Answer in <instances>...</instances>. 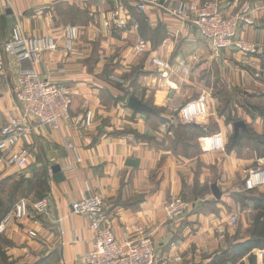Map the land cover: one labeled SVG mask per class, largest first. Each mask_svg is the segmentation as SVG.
I'll return each mask as SVG.
<instances>
[{"label":"crops","instance_id":"crops-1","mask_svg":"<svg viewBox=\"0 0 264 264\" xmlns=\"http://www.w3.org/2000/svg\"><path fill=\"white\" fill-rule=\"evenodd\" d=\"M228 1L226 4L223 1V5L232 13L243 0ZM126 3L128 14L124 21L123 16L120 18L128 22V28H121L119 22L114 21L112 4L100 5L99 0H0V56L6 64V72L0 75V119L17 114L13 96L15 77L32 73L34 68L44 79L72 87L76 95L74 122L66 123L61 132L45 127L22 140L23 146L34 154V161L41 163L18 182L34 178L35 173L44 168L42 165L49 163L46 164L49 190L43 198L49 201L50 214L33 216L24 224L7 227L6 238L15 243L17 248L11 252L17 255L31 253L58 264H79L80 257L92 248L93 231L87 218L73 213L72 205L92 194L106 198L107 219L119 240L130 235L134 225L139 223L153 234L159 257L164 262L171 257L173 264H189L194 253L215 238L213 230L224 234L223 228L214 226L217 220H227L223 213L219 217L211 213L198 217L190 212L168 222L163 207L174 198L186 197L193 186L203 188L212 184L208 182L210 178L226 193L230 185L236 183L227 179L233 176L231 167L251 165L232 151L208 148L200 137L197 151L190 146L185 150L174 145L176 121L172 118L177 111L173 110L214 91L206 105L208 116L195 124L209 131L211 123H218V131L228 142L231 131L226 112L222 109L219 115L217 112L223 99L220 95L231 90L229 94L240 92L248 98L250 88H261V79H256V73L251 74L249 68L262 67L264 55L252 57L226 52L222 58H216L190 24L181 23L158 8L144 15L129 1ZM254 16L256 25L246 28L244 36L264 45V6ZM107 20L110 27L104 28ZM17 23L27 37L62 38L67 28L77 27L81 31L80 46L85 56L47 53L36 66L29 61L19 62L25 45L11 41L12 29ZM133 24L138 25L139 30L132 31ZM144 28L148 30L145 36ZM138 47L143 49V54L136 52ZM197 58L200 66L195 68ZM153 59L163 61L169 68L155 66ZM201 72L206 74L198 76ZM218 87L221 90L215 92ZM132 96L140 97L146 105L154 99L151 104L165 109L160 118L166 120L160 123L156 116L137 113L128 105ZM86 101L94 114L93 124L75 126V120L78 117L82 120L88 108L84 106ZM206 129L204 132H208ZM64 136H69L79 148L82 160L70 171L64 168L73 163L74 154L66 147ZM210 137L205 139L210 141ZM57 165L61 171L53 173L51 167ZM86 181L90 192H85ZM214 202L220 201L215 198ZM205 220L207 227L202 229L199 225ZM30 230L38 231L35 240L29 238ZM204 232H209L207 242L203 240ZM225 239L226 233L220 243ZM212 243L213 247L220 245L216 239Z\"/></svg>","mask_w":264,"mask_h":264},{"label":"rangeland","instance_id":"rangeland-1","mask_svg":"<svg viewBox=\"0 0 264 264\" xmlns=\"http://www.w3.org/2000/svg\"><path fill=\"white\" fill-rule=\"evenodd\" d=\"M99 1H100V5L104 4L107 6V5L112 4V7L114 8V14L116 15V20H114L115 23L119 22V25L122 26L121 28H128L127 27L128 22H122V21H124V17L128 14L127 11L129 10V8H127L128 3H126V1L127 2L129 1V4L134 5L133 7H135V9H136L137 3L135 0H99ZM196 1H198V3H200V4H203L204 2L211 1V0H196ZM213 1L220 2L221 7H219V11H220V14L222 15V17L224 19H231V18L234 19L233 17H235V15L237 13L238 14L242 13L243 9L245 7H248V11L244 15L246 16L247 19H249L251 21V23H248V22L242 21V20L238 21V23H237V35H236L234 41H242V42L251 43L254 46H256L257 48L261 47L263 49L262 52L243 51V50L239 49L238 47H236L235 45H231V46L226 47V48L217 49L215 47L213 41H211L208 37H206L202 33V30L198 26L191 23L190 25L192 27H194V29L198 32L200 37L202 39H204L205 42L208 44V46L210 47V49L212 51L213 56H215L216 58H222L223 53H226V52H231V53L235 52V53L243 54L245 56H252V57L263 56L264 55V45H261L259 43H256V42H253V41L247 39L244 36V30L248 27H254L256 25V20H255L254 15L257 11H259L260 7L264 6V0H243L237 6L236 11H234L232 13H228L225 9V6L223 5V1H225L224 3L226 4L227 2H229L228 0H223V1L222 0H212V2ZM256 2H258V3H256ZM92 6L93 5L91 4V2H89V8H92ZM167 6L169 7L170 4ZM153 8H158V9L165 11L163 8L150 7L148 13H150ZM164 13L173 17L174 19H176L177 21H179L181 23L189 24V23L183 22L182 19L173 15L169 11H165ZM144 15H146V14H144ZM121 16H123L122 21L120 18ZM60 21L62 22V20H60ZM108 23H109V25H108ZM107 27L108 28L110 27V22L108 20L106 21V23L104 25V28H107ZM75 28L77 29L78 38L74 41L73 49H76L78 52H80L81 55H79V56L78 55H71V54L64 53L62 51L53 52L54 54H61V55H65L68 57H84L85 56V51H83L84 49L80 46L81 31L77 27H75ZM67 29L65 30V33L62 36V38H59L57 36H54V37H56L60 42H63ZM131 30L137 31L139 29L136 28L135 25L133 24ZM43 36H47V35H42V36H38V37H34V38H39V37H43ZM51 36H53V35H51ZM141 46H143V45H141ZM0 49H1V47H0ZM25 51H24V53H25ZM136 52L138 54L144 53V51H143V49H141V47H138ZM47 53H50V52L49 51L45 52L42 55L47 54ZM21 56L19 57V59L21 58ZM154 60L155 59H153L152 62L155 66H157L154 63ZM156 60H159V59H156ZM198 61H199L198 58L194 61L195 62L194 65H196L195 68L196 67L198 68L200 66V64L197 63ZM19 62H24V61L19 60ZM140 63H142V62H140ZM32 65H33V63H32ZM166 65H167V67H164L163 69L169 68V65L168 64H166ZM33 66H36V64ZM249 70H250L251 74L256 73V76H255L256 79H258V80L261 79V81H260V83L262 82L261 88H258V89L250 88L251 89L250 94L247 95L248 98H245V96L242 95L240 92L239 93L233 92V94H229V92L231 90H227V91H225L226 94L223 93L220 95V99L222 96H223V99H222V104H220L219 108L217 109L218 115H219V112L221 111V109L223 111L225 103L228 104V110L225 113L226 122L230 125L229 129L231 131V134H229L227 136L228 142L226 141L225 135L223 133H221V131H218V130H220V128L218 129V126H219L218 123H217L218 126L213 125V123H211V127H209L210 128L209 131H208V129L205 128V126H203L204 129H206L208 132H204V135L201 137L199 136V134H197V132L195 130L183 129L180 127V124L196 123L199 119H202L204 116H208L206 105L208 103V100L210 99L209 95L211 94L210 96L212 97L214 91H213V93L212 92L209 94L207 93L206 96H204L205 97V99H204L205 113L200 115V116L198 115V116L194 117L192 122H189L185 119V115H184L185 112H183V110L188 105L202 99L201 97H203V96H201L198 99H195L193 101H190L189 103L185 104L183 107H181L179 109L173 110V111H177L173 115V118H172L173 121H176V126L173 129L174 139H172L174 145L177 143L176 142L177 136L181 135L180 141L182 142V146L185 148V150H188L186 148V146L188 145L190 147H193L195 149V151H197V141L200 137V138H203L205 140L204 142L207 144L208 148H212L215 151H227L229 153L233 152L236 154L237 157L241 158L242 160L248 161L249 165H251V167H247V166L231 167L232 169H234L233 176H231L230 178H227V176H225V178L232 180L236 183H234V186L232 183L230 185V188L227 190L226 193H224V192L222 193V191L220 190L222 193V197L219 200L220 202H218V203L214 202L215 197H214L213 193H211V189H210V186H213L214 184H217V183L212 182V180H211L212 178H210L208 180V182H210L212 184H206V186H203V188H201V187L198 188V192H201L204 189L203 192L205 194H208L207 196L206 195L198 196L199 201L195 197L197 188L195 186H193V188L190 191L191 194L187 191V196H186L187 198L180 196L178 198H174V199L170 200L168 203H166L164 205L163 212H164L165 218L168 222H174L178 219H181V218L185 217L190 212H195L198 215V217L200 215L208 216L210 213L215 214L219 217L220 214L223 213V214H225V218H227V220H225V221L217 220L220 223H218L216 221V224H214V226H216L218 229L220 227L224 229V230H222V231H224V234L226 233V239L224 240V242L220 243V239L223 238V236H224L223 232L213 230L215 233V238L212 237L211 240L205 246H202L199 249L200 250L199 252H195L194 257L192 258V261L191 262L188 261L189 264H213V260L219 254H221L224 249L229 247L231 242L235 243V242L243 241V240L247 239L251 233L253 221H254V218L257 214V212L254 210L253 204H251V200H249V198L247 199V197H248L247 195H249L250 193L257 194V195H264V184L253 183V182H255L253 179L254 175L264 172V156L262 155V151H260V149L258 148V144H257V140H256V139H258V137L264 138V119L260 118L257 114L254 116H251V114H249L248 110L244 107L245 103L246 104H248V103L249 104L250 103L251 104H257V105H261V106L264 105V64L260 68L252 67V68H249ZM5 72H6V70H5ZM34 72H37L35 70V68H34V71L32 73H34ZM32 73H26V74H32ZM3 74L4 73H0V75H3ZM136 74H138V72H136ZM204 74H206V72H201L200 74H198V76L204 75ZM19 75H21V74H19ZM19 75H17L15 78L17 79L19 77ZM137 78H138V76H137ZM57 86H60V85H57ZM60 87H69L70 88V86H66V85H62ZM218 90H221V87H220V89H219V87L216 88L215 92H217ZM70 91H71L72 102H71V105L69 108L68 117L61 118L59 120L57 126H53V125L41 126L39 124L38 120L34 117L30 118V122H26L24 115L22 113H20V110H22V109L19 106V103H18L17 98H16L14 91H13L14 101H15L16 108H17V114L12 116V117L0 119V120L3 122H8L10 119L11 120L18 119L20 121L21 126L28 129V132L26 135H24V136L20 135L19 136V143H20L19 145L21 148L27 149L29 151L30 156H29V163L24 167L9 165L7 162H1L0 163V182L2 181L0 183V201H6L9 193L15 187L16 183H18V181H19L18 179L25 177L24 175H28L29 174L28 172L33 173L35 170L34 168L38 167L39 163H41V162L38 163V161L35 162L34 161L35 156L32 153L31 149H28L25 146H23V144H22L23 138L28 136V135H31V134H33V133L37 132L38 130H41L42 128H45V127L49 128L53 131L61 132L63 127L66 126V123L74 122L72 114H73V110H74V104L76 102V100H75L76 95H75V91L72 87L70 88ZM134 97H136V96H134ZM136 98L138 100L142 101L143 103H145V101L140 99V97H136ZM153 102H154V99H151L148 101V104L153 103ZM84 106H85V108H87V107L88 108H87L84 116L82 117L83 118L82 120L79 119L80 117H78L77 120H75V122H76L75 126H78L79 124H83L85 127H91L93 124L94 114H93V111L89 108V103L87 101L84 103ZM155 109L157 111L160 110L157 112V114L159 116H161L162 113L163 114L165 113V109L163 107H156ZM153 116H156V114L154 113ZM32 118L34 120H31ZM228 118H230L231 120L234 119L236 122L235 123L232 121L228 122V120H227ZM164 120H166V119H164ZM162 121H163V119L160 118V123H162ZM240 122H243L244 127H241L237 132L235 124L240 123ZM212 125H213V127H212ZM213 129H215V130L213 131ZM175 130H177V133L175 132ZM186 130H188V131H186ZM182 133L185 134L184 138L182 137ZM242 133L243 134L245 133V135H246V133H248V134L240 141L239 145L236 148H234L232 151L230 148L233 145L234 139L237 140V138L240 137L241 136L240 134H242ZM207 136H211L210 141H208V139H205V138H207ZM217 137L223 139L224 147L222 149L217 148V143H216ZM63 140H64L66 147L70 151H72V153L74 154L73 163L64 168L65 170L70 171V170H73L76 167V165L82 161L81 157L79 155L80 151H79V148H77L73 144L72 139H70L69 136H64ZM70 143H72V145ZM183 147H181V148H183ZM230 151H232V152H230ZM77 154H78V156H77ZM41 161H43V160H41ZM53 161L54 160H52L51 162H53ZM45 163L47 165L49 164L47 162H45ZM51 168H52L51 171L53 173H55L54 168L53 167H51ZM2 170L5 172H2ZM88 185H89V183L87 181L84 182L85 192L91 191V188ZM97 196H102L104 199V206H103V212H102V216H103V224L102 225L105 228L106 227L112 228L113 233L115 235V238L117 240V243L119 245H122V244L125 245V243H126L125 241H127V240H136L140 235L139 232L137 231V229H141L147 235H150L152 237L153 241L155 242L153 234L148 232L147 229L139 223L134 225V227L132 228V233L130 235H128L126 238H124V240H119L116 236L113 224L110 221H108V219H107L106 206H105L106 198L101 194L85 195L82 199L73 203V205L83 201L86 198L91 199V198H94ZM208 196H210V197H208ZM207 197L209 198V200L207 199ZM223 198H226V199L223 201ZM179 199L183 203H186L188 205V207H187V209L183 215L171 219L168 217V213H167L166 208L169 205L176 203ZM20 201L21 202L25 201L27 203V208H28L27 214L21 218L14 215L12 218H10L9 220L6 221L7 217L10 214H13L17 211V208H18L19 204L21 203ZM41 201H44L47 203V205H48V211L47 212L40 211L39 209L36 208V206H35L36 203L41 202ZM198 203H199V206H197ZM73 205H72L73 213L87 218L91 224V228L93 231L92 248L88 253L84 254L79 259V264H83L82 258L89 256L93 252L94 243H96V240H95L96 239V234H95L96 230L94 229V226H92L91 220L86 215H84V214L81 215V214H78L77 212H75ZM7 212L4 215L3 220L0 222V227L3 226V228L0 230V247H1L0 248V255H1L0 256V264H4V263H7V264H58L56 261L47 260V258L42 256V255L37 256V255H32L31 253H28L25 256L17 255L15 253H13V251L11 252V250H13V248H17L15 246V243L10 241L8 238H6V229L8 226H10L12 224L13 225L24 224L26 221H31L33 216L38 217V216L49 215L50 214L49 201L46 198H40L39 196H37V194H32V195H29L28 197H23V198L20 197V199L17 200L14 203V205L11 207V209L8 210ZM233 216L237 217V222L234 224L231 223V218ZM59 226H60L61 233L64 234L61 222H59ZM199 226L202 229L204 227H207V221L205 220L204 223L201 222V224ZM210 226H211V223L208 225V227H210ZM195 230H196V227H195ZM208 234H209V232L203 233V236L205 237V238H203L204 242L208 241V239H209ZM28 235H29V238L31 240H35L36 237L38 236V231L30 230V231H28ZM215 239L218 243H220V245L218 247H213L212 241H215ZM132 242H137V241H132ZM155 247H156V257H157L156 264H173L174 263V259L171 257L167 258L164 262L163 259L161 257H159L158 245L156 242H155ZM252 254L256 256L257 264H264V249H256L252 252ZM195 256H197V257H195ZM208 257H210V258H208ZM81 261H82V263H81ZM243 261H247V257H245L243 259Z\"/></svg>","mask_w":264,"mask_h":264},{"label":"built area","instance_id":"built-area-1","mask_svg":"<svg viewBox=\"0 0 264 264\" xmlns=\"http://www.w3.org/2000/svg\"><path fill=\"white\" fill-rule=\"evenodd\" d=\"M137 10L147 14L150 7L163 8L173 15L182 19L183 22L193 23L198 26L202 33L213 41L217 49L226 48L235 45L243 51L262 52L261 47H256L251 43L234 41L237 35L238 21L251 23L244 14L248 11L245 7L240 14H236L234 19H224L220 14L218 1H206L203 4L196 0H135ZM223 1V0H222ZM170 6L168 7L167 5ZM109 25V23H108ZM139 28L138 25H135ZM78 38L77 29L70 27L66 31L64 41L60 42L54 36H43L39 38L25 36L20 23H17L12 29V42L25 45V53L19 59L20 61H29L37 65L41 61V56L45 52L62 51L71 55H81L74 47V41ZM1 47V46H0ZM154 63L164 68L167 65L154 60ZM6 64L0 57V73H5ZM71 88V87H70ZM69 87H60L51 81L44 79L39 73L21 74L15 79L13 86L14 94L22 110L25 121L30 122L34 117L41 126H57L61 118L68 117L71 105V91ZM188 105L183 112L185 119L192 122L193 118L205 113L204 99ZM31 120H34L33 118ZM28 129L21 126L18 119L3 122L0 120V163L7 162L9 165L24 167L29 163V151L20 147L19 136L26 135ZM217 148L222 149L224 142L222 138H216ZM72 145V143H70ZM78 156V154H77ZM255 184H264V172L254 175ZM89 186V185H88ZM177 201V200H176ZM21 202V201H20ZM19 202V203H20ZM36 208L40 211H48L46 202L36 203ZM103 206L102 196L86 198L83 201L73 205L75 212L86 215L92 222L96 234V243H94L93 252L83 257V264H156V247L150 235L143 230L137 229L139 237L136 240H127L125 245H119L111 227H103ZM188 205L180 199L166 210L168 217L173 219L184 214ZM27 203L22 201L17 211L8 214L6 221L14 215L21 218L27 214ZM5 222V221H4ZM237 217L231 218V223H236ZM3 226L0 227V230ZM137 241V242H132ZM81 261V263H82Z\"/></svg>","mask_w":264,"mask_h":264},{"label":"trees","instance_id":"trees-1","mask_svg":"<svg viewBox=\"0 0 264 264\" xmlns=\"http://www.w3.org/2000/svg\"><path fill=\"white\" fill-rule=\"evenodd\" d=\"M137 9V8H136ZM138 11V10H137ZM139 12V11H138ZM140 13V12H139ZM148 30L146 28L143 29V34L144 36L146 35ZM245 105V106H244ZM243 106L248 110L249 114L251 116L258 115L260 118L264 119V105H257V104H244ZM147 106L149 108L148 111L146 112H140V113H146L147 115H153L154 113L156 114V117L160 118L157 114L158 111L156 110L155 106L148 104ZM228 109V104H225L223 108V113L226 112ZM139 113V111H136ZM164 120V119H163ZM228 122H236L234 119H227ZM180 127L183 129H191L195 130L199 136L204 135V127L201 125H196L195 123L192 124H180ZM188 131V130H186ZM177 133V130H175ZM248 133H246L247 135ZM184 135L182 133V137L184 138ZM241 136L233 141V145L231 146V150L233 151L234 148H236L240 141L246 136L245 133L240 134ZM181 135L177 136V143L176 146H182V142L180 141ZM258 148L260 151H262V155L264 156V138H259L256 139ZM187 144V143H186ZM183 147V146H182ZM186 148L189 150L188 145ZM185 149V148H184ZM258 149V150H259ZM44 167L42 170L38 171L35 173L34 178L32 179H23L20 182H18L15 187L12 189V191L9 193L6 201H0V222L3 220L4 215L8 210L11 209V207L14 205V203L23 197H28L32 192H35L37 196L40 198L44 197V194L46 191L49 190V183H48V171H47V165L44 163L42 165ZM59 174V173H57ZM56 175V174H55ZM57 176V175H56ZM196 195L195 197L198 198V196H203V195H208L205 194L203 191L198 192V188L196 187ZM211 193L212 192V187L210 186ZM247 199L251 200V204L254 206V210L257 212L251 233L249 237L243 241H238V242H231L230 246L227 247L226 249L223 250L221 254H219L214 260L213 264H257V258L255 255L252 254V252L256 249H264V195H257L250 193L247 195ZM8 213V212H7ZM1 248V247H0ZM4 252V251H3ZM1 256V255H0ZM247 257V261H243V259ZM211 260V261H212ZM7 264V263H4Z\"/></svg>","mask_w":264,"mask_h":264},{"label":"water","instance_id":"water-1","mask_svg":"<svg viewBox=\"0 0 264 264\" xmlns=\"http://www.w3.org/2000/svg\"><path fill=\"white\" fill-rule=\"evenodd\" d=\"M128 105L130 108L136 110V111H139V112H146L149 110L148 106L143 103L142 101L138 100L136 97L132 96L130 97L129 99V102H128ZM235 127H236V131L238 132V130L241 128V127H244V124L243 122H240V123H236L235 124ZM54 171L55 172H60L61 171V167L59 165L55 166L54 167ZM212 192H213V195L214 197L217 199V200H220L221 197H222V193L218 187L217 184H214L212 186Z\"/></svg>","mask_w":264,"mask_h":264}]
</instances>
